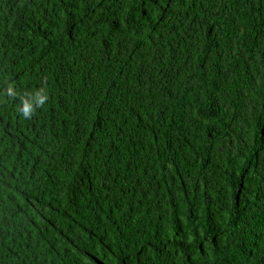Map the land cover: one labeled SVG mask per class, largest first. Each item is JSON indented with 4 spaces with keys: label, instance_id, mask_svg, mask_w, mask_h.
Here are the masks:
<instances>
[{
    "label": "trees",
    "instance_id": "obj_1",
    "mask_svg": "<svg viewBox=\"0 0 264 264\" xmlns=\"http://www.w3.org/2000/svg\"><path fill=\"white\" fill-rule=\"evenodd\" d=\"M0 264H264V0H0Z\"/></svg>",
    "mask_w": 264,
    "mask_h": 264
}]
</instances>
